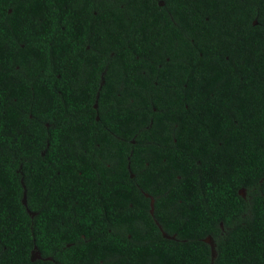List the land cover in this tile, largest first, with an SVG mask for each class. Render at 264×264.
<instances>
[{
	"label": "trees",
	"instance_id": "obj_1",
	"mask_svg": "<svg viewBox=\"0 0 264 264\" xmlns=\"http://www.w3.org/2000/svg\"><path fill=\"white\" fill-rule=\"evenodd\" d=\"M0 264H264V0H0Z\"/></svg>",
	"mask_w": 264,
	"mask_h": 264
},
{
	"label": "water",
	"instance_id": "obj_2",
	"mask_svg": "<svg viewBox=\"0 0 264 264\" xmlns=\"http://www.w3.org/2000/svg\"><path fill=\"white\" fill-rule=\"evenodd\" d=\"M241 191V193H243V191L242 190H240ZM22 202H23V204H26V201H25V194H24V196H23V199H22ZM150 212H151V214L153 213V199L151 198V200H150ZM164 235H166L165 233H164ZM206 241L207 242H209V244H210V247H211V255L214 257V255H215V252H214V242H213V240L211 239V237H207V239H206ZM34 252V254L35 255H37V256H40V254H39V252L36 250V251H33ZM34 257V256H33Z\"/></svg>",
	"mask_w": 264,
	"mask_h": 264
},
{
	"label": "flooded vegetation",
	"instance_id": "obj_3",
	"mask_svg": "<svg viewBox=\"0 0 264 264\" xmlns=\"http://www.w3.org/2000/svg\"><path fill=\"white\" fill-rule=\"evenodd\" d=\"M33 256H34V257H38V256H37V255H35L34 253H33Z\"/></svg>",
	"mask_w": 264,
	"mask_h": 264
},
{
	"label": "clouds",
	"instance_id": "obj_4",
	"mask_svg": "<svg viewBox=\"0 0 264 264\" xmlns=\"http://www.w3.org/2000/svg\"><path fill=\"white\" fill-rule=\"evenodd\" d=\"M34 251H36V250H34ZM33 252V251H32ZM34 253V252H33ZM35 258H39V257H35Z\"/></svg>",
	"mask_w": 264,
	"mask_h": 264
}]
</instances>
